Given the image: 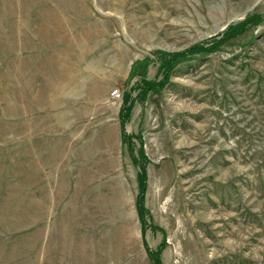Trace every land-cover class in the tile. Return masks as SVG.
<instances>
[{
	"label": "rangeland",
	"instance_id": "1",
	"mask_svg": "<svg viewBox=\"0 0 264 264\" xmlns=\"http://www.w3.org/2000/svg\"><path fill=\"white\" fill-rule=\"evenodd\" d=\"M153 256L264 264V0H0V264Z\"/></svg>",
	"mask_w": 264,
	"mask_h": 264
},
{
	"label": "trees",
	"instance_id": "2",
	"mask_svg": "<svg viewBox=\"0 0 264 264\" xmlns=\"http://www.w3.org/2000/svg\"><path fill=\"white\" fill-rule=\"evenodd\" d=\"M145 192H146V175L143 174V185L141 188V193H140V198H139V203H140V211L141 214L144 213V198H145ZM157 264H161L159 260L157 259L156 256H153Z\"/></svg>",
	"mask_w": 264,
	"mask_h": 264
},
{
	"label": "built area",
	"instance_id": "3",
	"mask_svg": "<svg viewBox=\"0 0 264 264\" xmlns=\"http://www.w3.org/2000/svg\"><path fill=\"white\" fill-rule=\"evenodd\" d=\"M120 93L118 90H115L113 93H112V98L115 100V101H119L120 100Z\"/></svg>",
	"mask_w": 264,
	"mask_h": 264
}]
</instances>
